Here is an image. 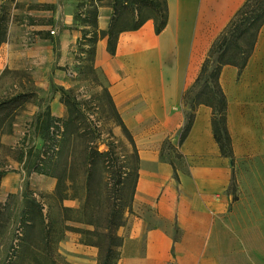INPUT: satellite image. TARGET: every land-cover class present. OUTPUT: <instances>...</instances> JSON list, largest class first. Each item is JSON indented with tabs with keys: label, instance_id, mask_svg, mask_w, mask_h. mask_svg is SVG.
<instances>
[{
	"label": "rangeland",
	"instance_id": "obj_1",
	"mask_svg": "<svg viewBox=\"0 0 264 264\" xmlns=\"http://www.w3.org/2000/svg\"><path fill=\"white\" fill-rule=\"evenodd\" d=\"M243 1L177 0L176 12L179 15L181 11L188 13L192 19V25L188 27L190 33L184 34L183 39H175L174 32L163 39L154 35L153 44L149 46L141 44L143 35L140 32L127 31L120 35L115 55L106 52V61L103 62L96 57L102 82L110 85L112 90L122 87L121 94L125 100L118 107L137 143L156 144L157 157L149 162L146 170L164 178L167 186L175 184L172 186L175 191L169 195V199L177 200L181 205L190 195L183 185L194 184V172L204 169L212 157L210 153L187 154L181 148L171 146H177L189 112V108L182 103L181 93L182 71L189 59L186 54L196 43L203 50L200 57L202 65L212 40ZM82 3L88 5L90 0H0V7L3 4L8 7L11 39L14 43V49L7 58L3 56L5 66L0 75V100L26 94L25 100L18 104L10 117L0 122V170L5 172L0 184V213H5L2 221L4 226L0 232V264H4L13 255L12 245L17 241L20 213L27 205L24 199L27 191L42 203L44 213H67L63 207L76 209L80 206L78 199L60 201L52 198L56 178L29 170L32 160L29 150L42 146V139L35 128L38 114L50 106L55 115H67V107L61 101L60 87L73 88L78 97L86 102V107H90H87L90 119L104 121L105 136L110 135L111 129L112 134L123 145L126 144L121 127L113 123L112 112L99 108L98 105L106 104L102 88L85 66L88 59L82 60L78 52V40L82 36L84 23H87L86 14L83 13L85 6H80ZM101 8L106 9L104 15L108 25L111 7L107 4L100 6L99 16ZM99 18V28L103 29ZM182 29L187 27L180 17L173 30ZM130 39L133 44L127 42ZM103 42L106 48L104 39ZM260 45L264 48V36ZM230 70L236 71V68L228 66L224 69L222 84ZM233 80H237L236 76ZM97 92L99 95H96ZM165 140L164 160H161L160 150ZM171 158L178 166L179 180L175 178L169 164ZM227 161L232 168L228 158ZM245 162L249 164L252 161ZM146 165L147 162L143 164ZM242 166L241 163L233 166L228 187V193L233 199L235 195L238 197V172ZM234 175L235 187L232 185ZM202 178L205 181V175ZM165 188L159 186V190L152 196V202L143 200L136 207L133 203V213H162L157 204L165 195L168 196ZM72 191L76 193L78 190L72 187ZM128 192L127 188L125 197ZM109 194L111 202L116 201L114 196L117 194L112 190ZM71 235L79 239L81 237L75 232H68L66 237ZM60 244L59 259L60 264H63L61 260L64 255Z\"/></svg>",
	"mask_w": 264,
	"mask_h": 264
},
{
	"label": "trees",
	"instance_id": "obj_2",
	"mask_svg": "<svg viewBox=\"0 0 264 264\" xmlns=\"http://www.w3.org/2000/svg\"><path fill=\"white\" fill-rule=\"evenodd\" d=\"M103 4L111 7V15L107 27L100 29L99 8ZM80 6H85L83 13L87 23L78 40V52L82 60L88 59L85 66L102 88L106 104L98 105L99 108L112 112L113 123L121 127L126 144L123 145L111 129L110 135L105 136L104 121L90 119L86 102L73 88L60 87L67 115H55L50 106L38 114L35 128L42 146L29 150L30 160L32 157L29 170L56 178L52 198L78 199L80 206L76 209L63 207L67 213H44L42 203L27 191L24 195L27 205L20 213L17 241L12 245L14 252L4 264H60L58 246L68 232L78 233L82 243L98 247L97 264H117L121 257L124 236L119 230L127 225L133 213L141 156L136 138L123 119L109 85L100 79L96 66L97 45L101 39H106L107 52L115 55L120 35L140 29L148 20H153L156 34L162 33L169 23L170 7L168 0H90V4ZM7 10L6 5H1L0 46L8 37ZM263 26L264 0H244L212 41L198 76L183 93L182 103L189 112L177 146L171 144L172 147H181L191 132L199 106L206 105L212 109L211 125L221 155L235 165L229 99L221 83V74L225 66L232 65L241 75L255 51ZM25 96L21 93L0 100V122L10 117ZM165 143L166 140L160 150L161 160H164ZM180 154L183 156L182 152ZM168 161L179 180L176 161L172 158ZM4 174L0 170V184ZM232 185L236 186L235 175ZM72 187L78 191L73 193ZM127 188L129 192L125 197ZM110 190L118 195L114 196V202H111ZM4 217L5 213H0V232ZM61 261L71 264L65 259Z\"/></svg>",
	"mask_w": 264,
	"mask_h": 264
},
{
	"label": "crops",
	"instance_id": "obj_3",
	"mask_svg": "<svg viewBox=\"0 0 264 264\" xmlns=\"http://www.w3.org/2000/svg\"><path fill=\"white\" fill-rule=\"evenodd\" d=\"M168 1L170 18L162 33H155L153 20L132 31L143 35L141 44H153L154 35L163 39L174 32L175 39H183L184 34L190 33L188 27L192 25V19L189 14L181 11L179 15L175 10L177 0ZM104 10L101 8L99 16L103 29L107 27ZM180 17L187 29L174 31L173 26ZM144 26L148 27L143 31ZM150 29L152 33H148ZM149 34L151 40L146 39ZM11 36L9 26L7 41L0 46V75L5 66L3 56L7 58L14 49ZM263 36L264 26L255 51L240 76L235 66L223 68V71L228 66L236 68V71H229L222 85L229 99V128L236 163L243 164L238 172V197L233 199L228 193L234 165L231 163L230 167L214 139L212 109L200 105L191 132L180 148L187 154L210 153L212 157L204 169L194 172V184L183 185L190 195L182 205L169 199L175 191L172 188L175 184L168 187L164 178L146 170L149 162L157 157L156 144L137 143L141 168L134 206L143 200L152 202L159 186L167 187L165 192L168 196L165 195L157 204L162 213H131L127 225L121 229L124 242L117 264H264V48L260 45ZM100 42L97 59L103 62L106 61L107 49L103 39ZM127 42L133 44L131 39ZM202 51L195 43L186 54L189 59L182 71V94L200 72ZM235 76L236 81L233 80ZM121 88L118 86L112 90L109 85L117 106L125 100ZM141 151H144V156ZM245 160L252 162L243 163ZM145 162L147 165L143 166ZM147 184L150 187L147 188ZM60 249L64 259L71 264L98 263V247L82 243L76 235L63 239Z\"/></svg>",
	"mask_w": 264,
	"mask_h": 264
},
{
	"label": "bare ground",
	"instance_id": "obj_4",
	"mask_svg": "<svg viewBox=\"0 0 264 264\" xmlns=\"http://www.w3.org/2000/svg\"><path fill=\"white\" fill-rule=\"evenodd\" d=\"M147 27H148V26H144L141 30L144 31V30L147 29ZM149 31H151V32H149ZM149 31H148V33H152V30H151V29H150ZM149 35H150V37H149V38H146L147 40H151L150 38H152L151 34H149ZM141 155L144 156V151H141ZM140 183L142 184V179H141ZM146 187H147V188L150 187L149 184H147Z\"/></svg>",
	"mask_w": 264,
	"mask_h": 264
}]
</instances>
